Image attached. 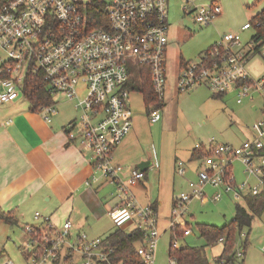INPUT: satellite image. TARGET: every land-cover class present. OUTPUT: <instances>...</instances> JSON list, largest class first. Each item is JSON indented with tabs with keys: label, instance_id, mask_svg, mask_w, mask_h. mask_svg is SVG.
<instances>
[{
	"label": "built area",
	"instance_id": "built-area-1",
	"mask_svg": "<svg viewBox=\"0 0 264 264\" xmlns=\"http://www.w3.org/2000/svg\"><path fill=\"white\" fill-rule=\"evenodd\" d=\"M84 1L0 0V51L7 56L0 63V102H9L23 93L29 73L41 75L49 93L61 92L67 100L74 101L78 118L64 129L69 139L78 138L93 153L92 174L85 182L89 185L102 179L115 186V192H111L114 199L106 214L118 226L129 220L133 226L129 231L134 228L142 231L136 251L143 263L154 264L158 213L150 203L141 204L133 192L145 171L138 167L125 170L114 163L113 152L132 126L127 99L132 67L128 65L148 66L156 97L161 105L165 103L169 0H98L102 16L95 19L86 14ZM220 10L215 0L204 5L185 0L183 6L184 14L202 26L211 22ZM247 29L252 30L248 40L242 42L239 33L225 32L197 60L180 66L175 78L176 90H188L195 85H205L216 94L232 90L239 104L250 96V89L263 85L260 80L251 79L246 61L255 52L264 59V18L240 26V30ZM159 108L147 113L152 122L158 121ZM38 112L49 122L56 107L43 104ZM251 128V137L238 145L209 138L206 146L212 152L201 156L204 168L197 172L198 181L189 183L191 192H181L174 200L169 227L181 226L190 199L205 200L206 184L223 186L225 193L231 192L236 198L243 196L244 183L236 186L227 164L220 166L214 161L215 155L225 154L227 162L232 158L241 161L245 170L263 185L249 188L248 193L264 192V118ZM194 146L202 148L200 144ZM178 172L183 173L184 168L180 166ZM221 197L218 192L212 199ZM32 217L35 222L23 226L27 235L23 244L27 264H55L61 256L74 251L82 256V264H125L112 260L115 247L106 237H90L82 230L72 234L69 219L57 226L49 215L38 210ZM182 229L183 234L191 232L185 226ZM172 244L176 245L175 237ZM233 254L228 260L215 256L211 264H240L243 251ZM4 255L0 256V264H14ZM168 262L177 264L171 256Z\"/></svg>",
	"mask_w": 264,
	"mask_h": 264
},
{
	"label": "rangeland",
	"instance_id": "rangeland-1",
	"mask_svg": "<svg viewBox=\"0 0 264 264\" xmlns=\"http://www.w3.org/2000/svg\"><path fill=\"white\" fill-rule=\"evenodd\" d=\"M215 1L221 7L220 13L211 22L201 26L192 21V16L184 14L185 0H169L167 16L170 24L169 33L172 38L167 46L168 73L164 95L165 104L159 108L158 121L149 123L140 94L138 92L130 94L133 116H139L144 135L148 134L149 146L156 151L160 160L159 171L156 173L148 171L147 173V181H153L149 194L153 197L152 200L161 202L160 205L155 202L159 237L156 242L154 264H169L168 244L171 232L166 227L169 221L167 216L170 214L176 197L181 192H191L189 183L197 182V172L204 168L203 158L190 159L188 151L194 148L195 144L206 146L211 137L218 143L227 142L236 145L237 142L246 139L243 130L251 132V126L264 118V84L258 89H250L251 97L244 98L239 104L232 90L227 91L221 97H212L214 91L205 85H195L184 91L173 89L179 56L185 60H197L199 53L220 40L225 32L239 33L242 42L248 40L252 30H240V26L249 21L254 14L264 11V0ZM209 2L210 0H195L197 5ZM6 57V54L0 51V63ZM246 63V70L251 79L264 83V59L261 54L255 52ZM128 67H132L131 70H133L134 66L128 65ZM73 104L74 102L70 103L72 107ZM74 111L76 116L78 111ZM206 154L208 153H203V155ZM227 159L225 154L214 156V161L220 166L227 164V170L236 186L240 187L242 182L244 183L241 189L243 196L253 186L263 187L256 176L245 170L241 161L232 158L227 162ZM175 162L182 163L179 165L184 168L182 174L178 172V164ZM107 187V195L115 192L113 184H108ZM203 192L206 195L204 201L193 197L185 206L183 217L191 228V234L183 237L184 245L208 246L200 236L199 225L213 224L217 227L227 225L234 217L235 204L243 202V196L236 198L231 192L225 193L223 186L216 188L209 183L203 187ZM218 192L222 197L219 200H213L212 197ZM183 220L182 227L185 226ZM181 226L177 230L178 233L172 234L176 240L182 237ZM234 227L233 250L234 252L244 251V255L239 258L241 264H264V208L258 216L252 218L249 225H243L241 229ZM25 241L26 233L22 226L17 224L10 228V225L0 221V245L5 251L4 257L11 259L14 264H27L28 259L23 250ZM179 245L180 241H177V247ZM222 245L218 242L212 249L216 252ZM210 248H205L209 258H211ZM82 262V256L74 251L69 259L66 260L61 256L55 264H82Z\"/></svg>",
	"mask_w": 264,
	"mask_h": 264
},
{
	"label": "crops",
	"instance_id": "crops-1",
	"mask_svg": "<svg viewBox=\"0 0 264 264\" xmlns=\"http://www.w3.org/2000/svg\"><path fill=\"white\" fill-rule=\"evenodd\" d=\"M169 27L168 22L167 46L172 38ZM181 59L185 63L192 60H185L179 56L178 68L182 66ZM133 77L132 73L128 81L130 87L128 104L131 108V92H138L143 100L146 119L149 123H153L146 112L142 92L135 87L136 80L133 81ZM175 78L176 74L173 79V89L176 90ZM49 94L51 104L56 107V113L52 115V120L49 122L32 108L31 102L23 93L9 102H0V212H10L15 218L16 222L10 225V228L19 224L23 229L25 224L34 223L32 214L38 210L43 215H49L52 223L57 226L69 219L72 223L70 227L72 234L82 230L90 237H106L118 226L106 214L114 199L111 192L109 195L106 194L109 183L101 179L100 182L86 184L85 180L92 174L93 153L78 138L69 139L64 129L66 124L78 118V113L75 116L74 111L78 109L74 104L73 109L70 103L74 101L67 100L61 92ZM131 116L132 126L114 148L113 161L125 166V170L137 167L139 162H144V178L133 187V192L141 204H154L157 211L156 205H160L161 202L158 199V202L152 200L153 197L149 194L153 181H147V173L148 171L158 172L160 160L156 151L149 146L148 134L144 135L139 116H133V112ZM77 129L78 125L74 127V130L77 131ZM243 133L247 138L253 134V131L243 130ZM238 143L241 142H237L236 145ZM192 150L193 148L188 151L190 159H192ZM177 164L179 169V163ZM190 217H192L191 214ZM167 218L170 221L171 213ZM182 220L185 222V227L191 230L184 217ZM118 227L129 232L133 226L128 220ZM166 227L170 229L168 225ZM189 234H183L178 238L176 245L177 241H180V245L185 246L182 243L183 237ZM218 242L222 244L217 240L208 246H202L209 264L223 251V245L216 252L212 249ZM1 246L0 256L5 253ZM207 247H211L209 249L211 258L206 255Z\"/></svg>",
	"mask_w": 264,
	"mask_h": 264
},
{
	"label": "trees",
	"instance_id": "trees-1",
	"mask_svg": "<svg viewBox=\"0 0 264 264\" xmlns=\"http://www.w3.org/2000/svg\"><path fill=\"white\" fill-rule=\"evenodd\" d=\"M86 6L85 11L88 17L91 16L99 18L102 16V5L98 0H85ZM264 11L254 14L250 21L253 23L256 19L263 21ZM95 22H97L95 20ZM185 62L181 59L180 65H184ZM134 68L136 70H134ZM132 73L134 75L133 81H135V87L138 88L143 95L145 101L146 112H149L152 108H162L164 105H161L156 94L153 90V84L150 79V71L148 66H134ZM23 94L32 104V108L38 111L40 106L43 104H51V96L47 91L45 86V81L41 75H34L29 73L26 77L24 83ZM131 86V85H130ZM224 94V93H223ZM223 94L212 95V97H221ZM165 104V103H164ZM202 148L194 147L192 150L191 158H200L203 153H211L212 150L207 148L205 145H201ZM155 209V205L151 204ZM264 208V192L259 191L257 194L247 193L243 196V202L236 203L234 207V217L227 223V225L217 227L213 224H201L199 225L200 236L204 239L205 244H211L212 242L217 241L221 238V243L223 244V251L220 254V257L232 259L233 257V233L234 226L242 228L243 225H249L253 217L258 216L262 209ZM0 220L13 225L16 222L15 218L10 212H0ZM188 226V224H187ZM179 226L170 227V241H169V251L168 255L173 257L177 264H209L204 256V251L202 246H181L173 245V235L178 233L177 230ZM181 229V228H180ZM183 236V229H181ZM142 238V231L138 228H134L129 232H126L120 228H115L112 230L106 240L111 246L115 247V251L111 256L112 260H121L125 264H145L136 251V244ZM70 254H66L64 259H69ZM58 261V260H57Z\"/></svg>",
	"mask_w": 264,
	"mask_h": 264
},
{
	"label": "water",
	"instance_id": "water-1",
	"mask_svg": "<svg viewBox=\"0 0 264 264\" xmlns=\"http://www.w3.org/2000/svg\"><path fill=\"white\" fill-rule=\"evenodd\" d=\"M143 163H144V162H139L138 165H137V167H138L140 170H142V171L145 169Z\"/></svg>",
	"mask_w": 264,
	"mask_h": 264
}]
</instances>
